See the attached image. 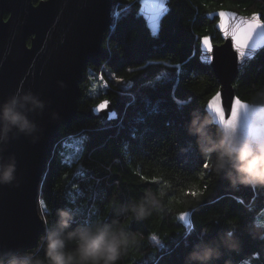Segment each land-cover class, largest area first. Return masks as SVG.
<instances>
[{"label":"trees","instance_id":"trees-1","mask_svg":"<svg viewBox=\"0 0 264 264\" xmlns=\"http://www.w3.org/2000/svg\"><path fill=\"white\" fill-rule=\"evenodd\" d=\"M41 1L47 0L33 3ZM139 8V0H113L105 55L98 67L88 64L84 70L79 110L109 100L121 118L105 125L81 115L71 128H61L39 186L45 227L64 207L74 209L77 223L111 221L115 204L159 189L162 211L127 222L139 244L119 264H185L192 245L225 230L235 231L239 245L225 249L214 264H264V187H233L187 132L191 112H207L219 90L212 69L200 59L202 38L222 43L218 19L209 16L230 10L259 14L264 21V0H170L156 36ZM88 69L101 77L103 90L87 89ZM234 88L248 103L264 90V50L246 63Z\"/></svg>","mask_w":264,"mask_h":264},{"label":"water","instance_id":"water-1","mask_svg":"<svg viewBox=\"0 0 264 264\" xmlns=\"http://www.w3.org/2000/svg\"><path fill=\"white\" fill-rule=\"evenodd\" d=\"M169 2L139 0V13L153 36L160 32ZM112 16L113 0H47L38 4L33 0H0V101L18 89H30L46 103L42 113L31 114L41 128L34 137L39 141L33 143L32 138L20 136L7 146L6 155H15L18 171L15 183L0 185V251L35 249L46 231L38 209L39 186L61 128H71L81 115L105 125L121 118L109 100L87 112L79 110L84 70L88 64L100 65L105 55L104 34L112 26ZM209 17L218 19L215 28L222 43H214L211 36L200 41V59L212 69L219 85L206 110L214 113L209 107L214 103L215 107H224L225 119H230L229 101L234 104L239 98L235 80L246 63L264 50V28L254 33L243 55L236 51L232 34L237 28L264 21L259 14L243 15L230 10H220ZM205 38L212 45L211 55L205 50ZM241 103L250 104L243 100ZM112 112L115 116L109 119ZM54 113H58V119H54ZM257 120L264 121V107L239 110L241 131L250 135L264 133Z\"/></svg>","mask_w":264,"mask_h":264},{"label":"clouds","instance_id":"clouds-1","mask_svg":"<svg viewBox=\"0 0 264 264\" xmlns=\"http://www.w3.org/2000/svg\"><path fill=\"white\" fill-rule=\"evenodd\" d=\"M246 106L242 110L264 107V90ZM45 107V101L30 89H18L0 101V185L17 181L18 161L14 154L6 155L7 146L20 136L32 138L33 143L39 141L34 137L41 128L31 114L42 113ZM256 123L264 127V121ZM187 132L196 138L201 155L215 172L233 187H264V133L247 134L240 130L238 121L227 126L215 113L200 110L191 112ZM113 209L115 218L111 221L98 217L82 223H77L72 207L57 209L52 221H46L48 226L37 248L0 251V264H119L139 244L138 233L127 222L145 221L162 211L161 192L147 189L139 198L117 203ZM238 245L235 231L225 230L214 239H201L192 245L185 264H214L225 249L234 250Z\"/></svg>","mask_w":264,"mask_h":264},{"label":"snow or ice","instance_id":"snow-or-ice-1","mask_svg":"<svg viewBox=\"0 0 264 264\" xmlns=\"http://www.w3.org/2000/svg\"><path fill=\"white\" fill-rule=\"evenodd\" d=\"M221 16L223 17V14H221ZM220 27L222 29H224V25L223 24H221ZM259 28H264V23L249 24L246 28H244V27L237 28L233 32L232 38L234 40L236 51L240 55L244 54L243 50L248 47L249 41L253 39L254 33ZM225 30H227V29H225ZM203 44L205 46V50L211 55L212 45L210 43V40L205 38L203 40ZM229 104H232L231 109H230V111H231V118L230 119H225L224 107H219V108L215 107L214 103H210L209 107L216 114V116L218 117V119L220 120L221 123H224L227 126H235L236 122L238 121L239 110L242 109V108H244L246 110L247 106H246V104H242L241 100L239 98L235 99L234 104L231 101H229ZM114 116H115L114 112L110 113L109 114V119L113 118ZM186 215L187 214H181L180 218L184 219L186 217Z\"/></svg>","mask_w":264,"mask_h":264},{"label":"rangeland","instance_id":"rangeland-1","mask_svg":"<svg viewBox=\"0 0 264 264\" xmlns=\"http://www.w3.org/2000/svg\"><path fill=\"white\" fill-rule=\"evenodd\" d=\"M88 78H89V84L87 85L88 90H95V89H102L104 88V85L102 84V79L99 77L97 73L92 71L91 69L87 70ZM54 151V150H53ZM42 180V179H41Z\"/></svg>","mask_w":264,"mask_h":264}]
</instances>
